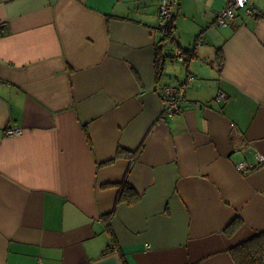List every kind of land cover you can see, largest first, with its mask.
I'll return each mask as SVG.
<instances>
[{
    "label": "crops",
    "instance_id": "0c3cea01",
    "mask_svg": "<svg viewBox=\"0 0 264 264\" xmlns=\"http://www.w3.org/2000/svg\"><path fill=\"white\" fill-rule=\"evenodd\" d=\"M168 1L164 40L162 0H0V264H236L264 232V0Z\"/></svg>",
    "mask_w": 264,
    "mask_h": 264
},
{
    "label": "built area",
    "instance_id": "2783aa9c",
    "mask_svg": "<svg viewBox=\"0 0 264 264\" xmlns=\"http://www.w3.org/2000/svg\"><path fill=\"white\" fill-rule=\"evenodd\" d=\"M239 9H245L247 13H251L253 11V7L250 0H225L224 6L215 11L214 18L216 23L223 26L230 24L236 18L237 10ZM173 15V4L168 0H162L159 9L158 30L163 36H166L168 33ZM171 57L173 59L182 60L185 56L183 51L177 48L172 53ZM191 79H193V76H189L183 83L177 85H166L161 88L160 95L163 102V110L166 116H174L181 110L185 91L188 86V82ZM216 98L219 100H225L226 94L223 91H219ZM21 132L22 130L19 127H8L4 130L5 135H18ZM255 157L257 164L264 163V156L262 154L257 153ZM237 168L241 171H246L247 166L244 162H240L238 163Z\"/></svg>",
    "mask_w": 264,
    "mask_h": 264
},
{
    "label": "trees",
    "instance_id": "16d2710c",
    "mask_svg": "<svg viewBox=\"0 0 264 264\" xmlns=\"http://www.w3.org/2000/svg\"><path fill=\"white\" fill-rule=\"evenodd\" d=\"M171 27V26H170ZM169 27L168 35L163 36L164 40L170 37L171 28ZM187 50H185L186 52ZM187 53V52H186ZM164 56L160 55L156 59V67L160 69L162 64V59ZM186 59V58H185ZM125 200L128 203H133L137 200V195L134 193L133 189L127 182L119 184V194L117 196V202ZM240 219L234 220L226 230V233L232 234L237 227L240 225ZM110 230V229H109ZM112 239V246H107L105 253L111 250L116 244L115 240ZM231 255L235 260L236 264H264V232H257L251 238L246 241L237 244L231 249Z\"/></svg>",
    "mask_w": 264,
    "mask_h": 264
},
{
    "label": "rangeland",
    "instance_id": "374dc122",
    "mask_svg": "<svg viewBox=\"0 0 264 264\" xmlns=\"http://www.w3.org/2000/svg\"><path fill=\"white\" fill-rule=\"evenodd\" d=\"M191 2V0H190ZM218 4H220V0H218ZM238 11V10H237ZM186 23V24H185ZM185 25H182L181 27V32L183 33V35H186V33L188 32L189 28H190V25H189V22L186 21L184 22ZM179 31V30H178ZM168 46L170 47L171 44H168Z\"/></svg>",
    "mask_w": 264,
    "mask_h": 264
}]
</instances>
